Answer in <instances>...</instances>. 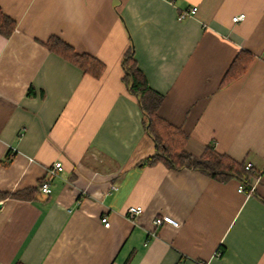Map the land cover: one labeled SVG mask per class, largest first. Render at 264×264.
Segmentation results:
<instances>
[{
    "label": "crops",
    "instance_id": "1",
    "mask_svg": "<svg viewBox=\"0 0 264 264\" xmlns=\"http://www.w3.org/2000/svg\"><path fill=\"white\" fill-rule=\"evenodd\" d=\"M0 8L16 22L9 38L0 35V194L37 189L33 200L0 199V264H264V175L249 194L236 178L148 164L155 145L122 68L133 46L164 97L160 116L187 133L189 154L213 145L262 172L264 0H0ZM52 37L98 59L103 76L51 53ZM56 163L63 171L47 195L40 185ZM130 207L143 213L130 220ZM163 216L179 226L156 227Z\"/></svg>",
    "mask_w": 264,
    "mask_h": 264
},
{
    "label": "trees",
    "instance_id": "2",
    "mask_svg": "<svg viewBox=\"0 0 264 264\" xmlns=\"http://www.w3.org/2000/svg\"><path fill=\"white\" fill-rule=\"evenodd\" d=\"M15 30L16 22L0 8V35L9 38ZM46 46L51 53L71 62L85 74L95 79L103 76V63L91 55L77 53L59 38L52 37ZM122 68L123 81L129 93L137 99L144 114L146 132L155 145V153L147 160L148 164H163L166 168L176 171L193 170L221 182L236 178L246 185L250 184L258 171L246 170V162L239 163L226 154L218 153L213 145L207 146L201 157L192 156L186 151L189 138L187 133L160 116L164 97L149 86L145 75L138 68L133 46L124 56ZM12 158L8 155L4 163L9 164ZM43 182L44 180L41 185ZM36 195L37 189H26L11 195L0 194V199L10 197L27 201L35 199Z\"/></svg>",
    "mask_w": 264,
    "mask_h": 264
},
{
    "label": "built area",
    "instance_id": "3",
    "mask_svg": "<svg viewBox=\"0 0 264 264\" xmlns=\"http://www.w3.org/2000/svg\"><path fill=\"white\" fill-rule=\"evenodd\" d=\"M197 11H198V9L196 7H194L189 12L180 14V20H183L188 16L195 15L197 13ZM243 19H244V15H241V16L235 17L234 21L240 22ZM253 169H254V166L252 164L246 165V170H253ZM60 171H63V167H62L61 163H56L55 166L48 171V174L44 178V182L42 183V185L40 186V189H39L42 193L47 194V195L51 194L52 189H51L50 182L55 176H57V173ZM263 175H264V171L258 172L256 177L251 180L250 184L246 185V184L242 183L240 185V191L246 192L249 194L255 193L257 186L260 183ZM142 213H143L142 207H130L128 209V218L130 220H136ZM102 223L107 228L110 227L109 221L106 217H104L102 219ZM166 224L167 225H173L175 227L179 226V222H177L176 220H174L173 218L168 217V216L159 217L155 220L156 227H160V226H163ZM222 255H223V252L220 250L216 254L217 257H221Z\"/></svg>",
    "mask_w": 264,
    "mask_h": 264
}]
</instances>
